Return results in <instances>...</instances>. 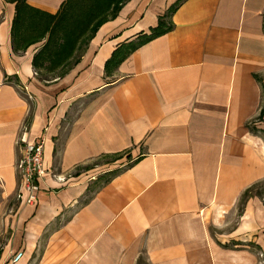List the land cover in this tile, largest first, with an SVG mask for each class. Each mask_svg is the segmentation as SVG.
I'll list each match as a JSON object with an SVG mask.
<instances>
[{"label":"crops","instance_id":"crops-1","mask_svg":"<svg viewBox=\"0 0 264 264\" xmlns=\"http://www.w3.org/2000/svg\"><path fill=\"white\" fill-rule=\"evenodd\" d=\"M177 3L171 31L106 71ZM16 15L0 0V264H264V198L241 201L264 181V0H128L51 81L43 43L15 51ZM25 129L44 143L33 206L16 199Z\"/></svg>","mask_w":264,"mask_h":264},{"label":"trees","instance_id":"trees-1","mask_svg":"<svg viewBox=\"0 0 264 264\" xmlns=\"http://www.w3.org/2000/svg\"><path fill=\"white\" fill-rule=\"evenodd\" d=\"M16 3L17 15L13 24V44L16 52L27 50L31 45L45 42L38 53L35 54L32 66L35 76L42 73L52 77L40 81H51L64 77L76 66L97 31L105 23L115 19L128 0H66L56 15L45 14L26 4V0H6ZM177 3L164 16L159 18L156 28L150 30V35L142 37L139 41L118 48L106 64V71L111 72L131 52L154 38L160 37L173 29L171 16L178 7ZM31 12L35 16L31 17ZM26 17H30L27 20ZM42 17H44L42 19ZM42 19V20H41ZM32 28L33 33L25 32L19 39L16 36L17 27L25 22ZM33 22V23H32ZM32 23V24H31ZM262 111V110H261ZM261 112V116L263 115ZM264 198V181L247 189L241 201L248 198Z\"/></svg>","mask_w":264,"mask_h":264},{"label":"built area","instance_id":"built-area-1","mask_svg":"<svg viewBox=\"0 0 264 264\" xmlns=\"http://www.w3.org/2000/svg\"><path fill=\"white\" fill-rule=\"evenodd\" d=\"M19 142L21 149L16 168L20 177V184L16 199L20 202L24 201L28 206H33L38 200L40 184L46 175L43 164L44 143L43 141L29 142L26 137V129ZM53 178L61 182L59 177L54 174ZM22 256V253L17 254L13 262H18Z\"/></svg>","mask_w":264,"mask_h":264},{"label":"rangeland","instance_id":"rangeland-1","mask_svg":"<svg viewBox=\"0 0 264 264\" xmlns=\"http://www.w3.org/2000/svg\"><path fill=\"white\" fill-rule=\"evenodd\" d=\"M43 13H45V12H43ZM45 14H48V13H45ZM35 15H36L35 13L31 12V17L32 16H35ZM49 15H51V14H49ZM43 18L44 17H42V19ZM26 19L27 20H30V17H26ZM24 31L25 32H28L29 31V33H33L31 27H30V30H29V26L26 23V21L25 22H21L20 25L17 27L16 36L19 39H21L23 37V34H24V37H25V34H27V33H25ZM24 37H23V40L26 38V37L25 38ZM41 43L44 44L45 42H41ZM49 77H52V75L46 74V73H42L38 78L40 80H42V79H46V78L48 79ZM261 109L264 112V102H263V105H262V108ZM261 112H259V115L255 118V121L261 120L263 118L264 113L261 116ZM259 125H261V124H259ZM261 127H264V124ZM259 135H260V137H262L264 139V131L261 132ZM122 157L123 156H120V157H118V156L105 157V158H101V159H99V160H97V161H95L93 163V165H96L97 166V168L95 169V172L97 173V175H99L97 177V180L98 181L96 182V185H94L92 187L93 189L96 188L97 186H101V185L105 184L110 179V177L112 176V174H111L112 171L111 170H113L114 168H116L118 166L119 161H120V159Z\"/></svg>","mask_w":264,"mask_h":264}]
</instances>
